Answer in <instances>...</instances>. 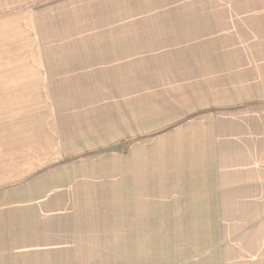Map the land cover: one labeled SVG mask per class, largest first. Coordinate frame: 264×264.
I'll list each match as a JSON object with an SVG mask.
<instances>
[{
    "label": "rangeland",
    "instance_id": "374dc122",
    "mask_svg": "<svg viewBox=\"0 0 264 264\" xmlns=\"http://www.w3.org/2000/svg\"><path fill=\"white\" fill-rule=\"evenodd\" d=\"M262 59L264 0H0V87L59 88L47 100L65 113L57 145L32 137L36 163H49L22 182L26 198L0 193L14 205L0 206L1 252L27 254L0 264H264V160L249 172L229 154L237 142L213 150ZM247 112L235 120H264ZM25 200L34 229L16 245L5 235L24 226L2 217Z\"/></svg>",
    "mask_w": 264,
    "mask_h": 264
},
{
    "label": "crops",
    "instance_id": "0c3cea01",
    "mask_svg": "<svg viewBox=\"0 0 264 264\" xmlns=\"http://www.w3.org/2000/svg\"><path fill=\"white\" fill-rule=\"evenodd\" d=\"M259 58V63L260 62ZM264 61V59H262ZM255 67V64L251 66L249 75H248V85L246 86V89L248 90L247 97L250 99H243V104L246 105V108L244 107L241 110L233 111L228 113L229 115H232V118H228L230 120L221 119L218 123V127L216 130V134L218 135L216 146L214 145V152H217L216 154L219 155L221 153L222 146H226L224 151H231V148L229 147L230 144H235L236 142L242 147L241 150L239 149H232L233 152L229 153L232 156V160H241L243 162V165L245 168L243 170L249 171L250 168L253 166V163L257 160H264V156H260V154L264 155V120L258 121V122H250V127L242 121H237L235 119L240 117H244L245 115H248L247 111H252L255 113L262 112L264 109V63L260 65L259 67H255V71H253ZM21 77V76H20ZM35 80V78H32ZM27 80L26 78H21V81ZM31 80V79H30ZM37 82L42 81L41 78L36 79ZM50 81H53V79H49ZM8 81H11V87L7 88H1L0 87V193L5 194L4 192L8 190V193L12 194H24V198H26V193L28 192V189L32 187V185H26L29 184V182L34 177L35 173H38L40 170L45 169L48 167V163L44 162V164L38 165L36 163V160L39 158L35 156V152H37L39 149L41 151V148H35L34 143L32 142V137H39L41 138L40 141H42L43 137H49L53 136L56 137L55 140L51 141H45L44 144L51 143L52 145L58 144V137L59 133L56 134L57 128H62L63 122H65V113L63 108H59V105L57 104L55 106V102L47 100L48 94L52 96L49 93L50 91L59 90V88L55 87H46L45 83H37L36 87H33L32 85H29L26 87L24 82L15 84L12 83L14 79H8ZM35 83V82H34ZM9 84V85H10ZM8 85V84H7ZM224 86L218 89L217 93V104L218 108H226V106H230V104H225L223 97L225 96L224 92ZM63 90H66L63 88ZM52 93V94H53ZM65 93V92H64ZM74 95H76L74 93ZM54 96V94H53ZM222 96V97H221ZM227 96L233 97L230 101L233 100H241L245 97V94H242L239 92L235 86L230 92L227 90ZM222 98V99H221ZM55 106V108H54ZM260 106V108H259ZM44 108V109H41ZM52 108V109H51ZM259 108V109H254ZM139 109V108H138ZM204 109V108H203ZM208 109V107L206 108ZM137 121H139V116H137ZM142 116H140L141 119ZM236 117V118H235ZM264 119V116H263ZM62 122V123H61ZM228 122V124H226ZM230 126V128H227V126ZM31 129V134L28 133V130ZM231 129V130H230ZM249 130L250 132H243V130ZM59 130V129H58ZM233 130L232 133H230ZM243 134V135H242ZM63 135V132H62ZM243 137H242V136ZM79 137V135L77 136ZM227 137H230L232 141H228ZM241 138L248 139L246 141H240ZM32 139V140H31ZM236 139H238L236 141ZM39 141V142H40ZM240 141V142H239ZM43 142V141H42ZM39 145V144H38ZM239 153H238V152ZM43 152H45L43 150ZM220 152V153H219ZM49 153V152H47ZM48 154L44 155V159L46 160L48 158ZM52 159V158H50ZM217 167L223 166L224 160H228L223 157H217ZM236 159V160H235ZM52 160H58V159H52ZM230 161V159H229ZM229 166L237 167L236 163L233 162ZM252 163V165H251ZM255 168V165H254ZM223 170L218 169V171H215L216 176V183L217 186L221 185V180H219L220 177H223L221 174ZM210 174H213L210 173ZM202 175V174H201ZM244 175H249L247 173H244ZM202 177L205 178V175H202ZM27 183H22L26 180ZM34 179V178H33ZM203 182V181H202ZM213 184V183H211ZM42 186V185H41ZM43 187V186H42ZM214 187V186H213ZM205 188L204 191L208 192L209 190H213L210 192H222L225 191L220 188L216 189H209ZM41 191L46 192V195H44L43 201L44 203V210L47 211V208H50V204L48 203V190L42 189ZM74 193H79L80 190L77 189V191L73 190ZM74 194L73 200L76 201L78 196H75ZM8 195V194H7ZM9 197H14L12 195H8ZM21 198V197H20ZM23 198V199H24ZM9 204L6 206L4 203H0V206L2 207V211H5V209L9 210L12 209V201H7ZM24 213L15 216V220H12V217L10 216H3V219H9L10 221L7 223L11 224H20V221L22 223L21 226H24L19 232L16 231L14 235L11 234V232L6 233L5 239L6 241H12L15 242L17 245L20 241H26L31 237V234H33L32 230L34 227H32V219H30V216H27L30 214L31 206L30 204L26 203V200L24 201ZM2 204V205H1ZM14 206V205H13ZM41 208V206L39 205ZM22 208V206L20 207ZM42 209V208H41ZM34 217H37L35 215ZM41 217V218H40ZM38 218V217H37ZM39 218L41 220V224H43V221L45 224H49V213H45V215H39ZM12 220V221H11ZM132 225V223H127ZM137 224H145V222H137ZM39 225V224H38ZM45 232L48 231V227L45 226L43 228ZM43 229H39L38 232L43 231ZM29 235V237H27ZM2 237L0 236V240ZM5 247H9V245H6ZM16 249V248H15ZM26 252H19L17 253L15 250L11 248H7L4 253L1 252V245H0V257H24L26 256Z\"/></svg>",
    "mask_w": 264,
    "mask_h": 264
}]
</instances>
